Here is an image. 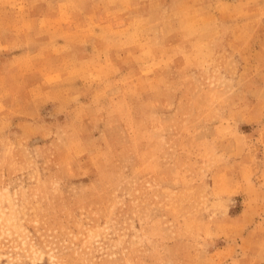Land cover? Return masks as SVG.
<instances>
[{"label":"rangeland","instance_id":"rangeland-1","mask_svg":"<svg viewBox=\"0 0 264 264\" xmlns=\"http://www.w3.org/2000/svg\"><path fill=\"white\" fill-rule=\"evenodd\" d=\"M0 264H264V0H0Z\"/></svg>","mask_w":264,"mask_h":264}]
</instances>
